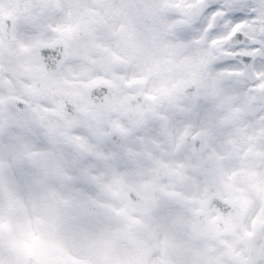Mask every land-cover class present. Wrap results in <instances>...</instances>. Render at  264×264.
Returning a JSON list of instances; mask_svg holds the SVG:
<instances>
[{"label": "snow or ice", "instance_id": "6c2138e0", "mask_svg": "<svg viewBox=\"0 0 264 264\" xmlns=\"http://www.w3.org/2000/svg\"><path fill=\"white\" fill-rule=\"evenodd\" d=\"M0 264H264V0H0Z\"/></svg>", "mask_w": 264, "mask_h": 264}]
</instances>
